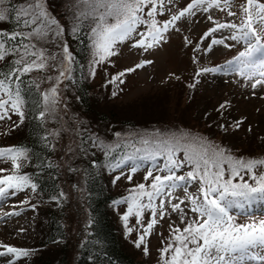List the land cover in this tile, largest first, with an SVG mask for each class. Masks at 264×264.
Masks as SVG:
<instances>
[{
	"label": "snow or ice",
	"instance_id": "snow-or-ice-1",
	"mask_svg": "<svg viewBox=\"0 0 264 264\" xmlns=\"http://www.w3.org/2000/svg\"><path fill=\"white\" fill-rule=\"evenodd\" d=\"M5 2L0 0V22L9 19V10L3 7ZM65 7L70 13V27L62 23L64 17L58 18L52 12L49 0H26L11 10L20 27L11 31L0 29V121L17 116L13 130L28 116L30 101L26 95L33 88L39 93L34 103L38 109L35 118L41 122L55 119L62 101L61 85L66 81L75 82L73 74L77 71L78 61L69 36L86 42L91 57L84 77L88 78L95 76L99 65L111 62L118 55L119 45L130 42L131 48L142 52L160 49L168 44L170 34L181 32L182 21L197 22L203 17L212 26L196 42L183 37L184 45L191 47L193 53L207 55L217 46L231 49L241 45L242 50L223 65L198 67L188 87L195 89L201 83L200 77L208 74H235L254 90L264 87V0H243L238 5L235 0H188L183 7L176 5V0H69ZM216 12L224 13L229 19L219 20ZM223 32L228 35L216 37V33ZM192 60L200 64L197 55ZM152 63V60H143L120 72L109 83L123 84L121 78L126 74ZM80 67L83 75V66ZM34 72H55L56 75L44 76L50 87L40 90L35 79L25 80ZM226 107L222 103L218 110ZM241 123L237 121L235 126L238 128ZM220 127L227 130L224 125ZM54 135L59 132H50L43 140L47 142ZM114 137L113 141L96 135L81 137L80 150L85 155L89 148L103 154V164L93 160L91 167H104L113 173L120 170L113 182L125 175L126 166L129 174L125 178L131 180V174L145 163H151L145 176L151 183L138 184L125 198L114 201L115 205L127 204L122 220L129 234L133 231L128 227L129 218L136 217L139 235L135 247L142 248L145 256L150 255L147 238L159 221L169 215L170 208L171 212L180 214L184 227L171 228L167 243L159 249L157 264H249L253 261L264 264V217L257 218L252 212L255 205L264 204V158L235 156L206 136L184 129L116 132ZM85 143L89 147H83ZM30 160L27 146L0 147V161L11 164L10 174L5 175L9 170L0 168V198L10 190L37 191V183L22 171ZM192 184L196 185L195 192L188 191ZM178 189L185 193V199L176 197ZM63 197L61 192L53 200ZM234 209L247 217L245 222H239ZM145 212L150 214L146 224ZM0 247L6 249L0 256L26 258L31 255L24 249Z\"/></svg>",
	"mask_w": 264,
	"mask_h": 264
},
{
	"label": "rangeland",
	"instance_id": "rangeland-1",
	"mask_svg": "<svg viewBox=\"0 0 264 264\" xmlns=\"http://www.w3.org/2000/svg\"><path fill=\"white\" fill-rule=\"evenodd\" d=\"M12 1L17 3L21 0ZM24 1L26 3V0ZM187 2L188 0H176V5L183 7ZM242 2L243 0H235L237 5ZM67 3L69 0H56L55 5L51 6V10L58 18L64 17L62 23L70 27L68 21L70 13H67L65 7ZM233 10L237 9L234 8ZM215 15L221 21L229 19L224 13L216 12ZM165 18L159 17L161 20ZM4 22H0V26ZM211 26V23L203 17H200L197 22L182 21L181 32L170 34L168 44L150 52L133 49L130 47V42L119 45L118 55L113 56L111 62L99 65L96 68L95 76L85 78L91 84L92 99L96 100L97 106L103 109L107 116L111 114L118 119L117 121L123 120H120L122 123L124 121L136 123L135 126L138 131H150L152 125L157 122L160 123L157 124V129H184L193 134L206 136L215 143L231 150L235 156L264 158V87H257L254 90L235 74L228 76L208 74L200 77L201 83L195 89L188 87L193 82V76L198 67L223 65L238 54V51L242 50L241 45H236L231 49L217 46L212 53L204 55L193 53L191 47L184 45V36H188L193 42H196ZM215 35L219 38L228 35V33H216ZM228 43L232 42L228 41ZM193 55L199 57L200 64L193 63ZM90 59L88 53L85 76H87V66ZM143 60H152L153 63L126 74L121 78L124 80L123 84H120L119 81L109 83L120 72ZM46 75L55 76L56 73L34 72L31 74V77L39 83L40 90H46L50 87V82L43 79ZM177 76L179 79H176ZM70 83L66 81L64 85H61L62 101L57 108L55 119L46 120L48 133L59 132V135L49 136L50 146L53 148L56 168L62 167L64 169L69 166L75 167L79 163L77 150L81 137L88 133L104 140H107L106 137H108L106 135L108 128L96 124L95 117L85 113L84 115L83 109L74 103L75 93L70 87ZM113 93L116 94L113 95ZM222 103H226L227 107L218 110ZM65 104L67 108H65ZM18 119L17 116L13 115L10 121H0V147H10L18 143V137L23 134L22 131H19L22 124L13 130L14 122H18ZM237 121H242L238 128L235 126ZM220 125H224L227 130L221 128ZM129 128L128 125H117L119 131L126 130V133H129L127 131ZM5 132L8 134L4 135ZM151 167V163H145L136 173L131 174L132 179L129 180L125 178L129 174L126 166L125 175L115 182L112 179L113 185L109 184L108 186H113V192L117 193L118 200L123 199L129 194V190L136 185L151 183V180H145L146 170ZM0 168L9 170V172L4 173L5 175L11 172L10 162L0 161ZM183 171H187V169ZM119 174L120 170H117L115 173L110 172L109 176L112 175L114 178L115 175ZM245 179L248 177L245 176ZM67 185L69 187L64 191L63 198H67L66 200L73 204L78 196L77 190H74L69 181ZM195 188V184L189 185L188 191L195 192ZM175 195L180 199L186 198L185 193L179 189ZM38 199V194L31 189L20 192L10 190L6 196L0 198V245L24 249L31 253L26 258H16L13 255L0 256V264H26L36 251L33 246V234L40 227L38 225L39 218L36 217ZM40 204L43 208H57L61 203L48 200V202L44 201ZM80 205L83 206L82 203ZM110 210L119 223L122 238L126 239V242L132 246L141 264H157L159 249L167 243L171 228L184 227L180 221V214L171 212L169 208V215L159 221L152 234L147 238L150 255L145 256L142 248L135 247L139 235L136 217L129 218L128 227L133 228L131 234L127 232L122 220V216L127 210V204H113ZM66 212L68 215L71 214L67 221L71 241L77 244L78 235L73 236V234L80 232L82 223H85V211L72 213L67 210ZM233 212L238 214L239 222H245L247 217L244 214L238 213L235 209ZM252 212L257 218L264 217V204L255 205ZM149 216L148 212L144 213L145 224ZM52 247H59V245L54 244ZM5 251V248L0 247V252ZM249 264H258V262L253 261Z\"/></svg>",
	"mask_w": 264,
	"mask_h": 264
},
{
	"label": "trees",
	"instance_id": "trees-1",
	"mask_svg": "<svg viewBox=\"0 0 264 264\" xmlns=\"http://www.w3.org/2000/svg\"><path fill=\"white\" fill-rule=\"evenodd\" d=\"M24 2L21 0L14 3L12 0H6L3 6L9 10V19L0 26V29L11 31L20 27L14 19L15 13L11 10L20 7ZM55 3L56 0H49L50 7ZM68 39L78 61L77 71L73 74L75 82L70 83L75 93L74 103L83 109V114L95 117L96 124L108 128L106 141H113L116 132L126 133V130L119 131L117 125H128L130 127L128 132L138 131L133 121H124V123L120 122L121 119L117 121L116 117L111 114L107 116L103 109L97 106L96 100L92 99L91 84L84 78L89 53L86 42L73 40L70 36ZM80 66H83V75ZM30 79L33 78L25 77L26 82ZM38 97L39 93L34 88L29 95H26V99L30 101L28 116L19 130L23 134L18 137V143L13 145H23L30 149L31 160L22 171L31 176L33 182L38 185L36 193L39 199L37 200L36 217L39 218L40 227L33 234V246L36 251L26 264H141L132 246L122 238L119 223L110 210L114 201L118 200L117 193L113 192L112 175L109 176L111 171L104 167H91L93 160L98 165L103 164V154L89 148L85 155L80 150V139L77 150L79 163L75 167L69 166L66 169L56 168L50 137L47 142L43 140V137L48 134L46 121L41 122L35 118L38 109L34 107V103ZM157 124L160 123L155 122L151 130L157 129ZM90 136L88 133L83 138L87 139ZM89 143L83 144V147H89ZM66 172H68L67 175H65ZM68 181L74 190H77L78 196L73 204L67 201V198H60L57 202L61 204L57 208L41 207L40 203L53 200V197H59L61 192L64 193L70 185H67ZM109 184L112 185L108 186ZM81 203L83 206L80 205ZM67 210L72 213L85 211V223L81 225L82 231L80 230L77 234L72 233L73 236L78 235L77 244H74L70 238L71 233L67 221L71 214L68 215ZM54 244L59 247H52Z\"/></svg>",
	"mask_w": 264,
	"mask_h": 264
}]
</instances>
